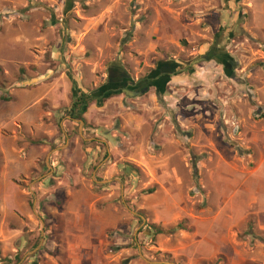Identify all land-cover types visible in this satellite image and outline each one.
<instances>
[{
	"label": "rangeland",
	"instance_id": "1",
	"mask_svg": "<svg viewBox=\"0 0 264 264\" xmlns=\"http://www.w3.org/2000/svg\"><path fill=\"white\" fill-rule=\"evenodd\" d=\"M232 1L0 0V97L11 98L0 101V149L8 151L9 143L44 145L50 153L48 165L54 162L65 169L59 176L79 175L92 191L104 189L106 180H118L114 190L126 192L123 207L137 229L133 258L141 256L148 264L174 262L153 250L156 237L147 227L152 215L140 210L144 202H156V183L151 182L156 180L160 153L156 136H172L188 155L187 200L202 195L199 171L192 163L214 156L212 150L192 147L189 117L203 123L217 117L213 139L218 151L227 149L241 157L246 156L248 136L234 132L235 106L242 111L255 106L250 119H264V107L251 100L246 77L264 69V41L223 25L225 16L232 18L236 12L228 7ZM219 59L234 63L229 76ZM165 63L177 67L141 97L127 98L119 92L92 100L84 110L83 125L68 114L73 84L85 94H96L108 82V72L122 71L137 88ZM256 108L261 119H256ZM69 158L93 159L94 165L77 171L67 163ZM98 165L95 181L103 180L102 184L92 181ZM5 171L8 176L21 175L24 164ZM74 188L84 189L81 183ZM149 189H154L150 195ZM199 209L197 202L194 210ZM144 213L149 221L142 224L136 219H145ZM25 253L18 252L17 264H23Z\"/></svg>",
	"mask_w": 264,
	"mask_h": 264
},
{
	"label": "crops",
	"instance_id": "2",
	"mask_svg": "<svg viewBox=\"0 0 264 264\" xmlns=\"http://www.w3.org/2000/svg\"><path fill=\"white\" fill-rule=\"evenodd\" d=\"M228 7L236 12L232 18L225 16L223 25H233L234 32L256 42L264 41V0H233ZM246 77L251 100L264 107V69ZM24 105L27 110L28 104ZM235 107L238 111L231 113L237 124L234 132L248 136L243 157L227 149L218 151L213 139L217 117L204 123L189 117L192 147L214 152V156L192 163L200 175L199 198L195 195L185 200L191 179L188 155L172 136H156L160 153L156 156V180H151L156 183V202H144L140 210L152 215V224L163 229L187 222L185 229L172 236H156L153 250L170 255L171 264H264V243L257 237H264V119H250L255 106L244 111ZM9 145L8 151L0 149L1 260H11L25 249L20 260L23 264H148L141 256L133 258L137 229L128 208L123 207L126 192L114 190L118 180H106V188L92 191L79 175L59 176L65 169L60 170L54 162L48 165V147ZM66 161L77 171L94 165L93 159ZM22 163L24 173L7 175L8 166L19 168ZM100 170L93 173L94 184L104 182L95 181ZM28 179L25 190L22 184ZM80 183L84 189H73ZM197 202L200 209L195 211ZM144 216L137 215L136 220L142 224L149 221L146 213Z\"/></svg>",
	"mask_w": 264,
	"mask_h": 264
},
{
	"label": "trees",
	"instance_id": "3",
	"mask_svg": "<svg viewBox=\"0 0 264 264\" xmlns=\"http://www.w3.org/2000/svg\"><path fill=\"white\" fill-rule=\"evenodd\" d=\"M219 57H223L224 58V54H221ZM220 60V59H219ZM221 64L225 67L226 69V74L229 76V73L227 72H230V70L233 68V62L231 60H224V61H221ZM174 66V68L170 69H164L163 67L164 66ZM177 66L175 64H162L161 66H159L156 70L152 71V73L145 79V80H152L154 78H156V74L153 75L154 72H158V75L160 72H162L163 70H167L168 72H162L163 75H161L157 80L153 81V82H150L151 86L153 87H156L158 81H161L162 83H164L166 80H167V76H168V73H171ZM229 68V69H228ZM128 81V79H126ZM113 81V80H112ZM112 81H109L107 82L102 88L101 90L98 91V93L96 94H91V93H83L81 92L80 90H78L76 87H75V84L74 85V88L72 90V100H71V104H70V108L68 110V114L70 115L71 119L72 120H77V121H82L83 122V113H84V110L88 107L89 103L92 101V100H98V99H103V98H106V97H110L111 95L115 94V93H119L116 89L115 90H112L110 91V88H112L111 86V82ZM162 85V84H161ZM113 89V88H112ZM128 90H131L132 89H128ZM0 101L2 102H10L11 101V98H4V97H0ZM261 110L258 109L257 111V114L255 115L256 116V119H261L262 118V115L260 114ZM154 191V189H149L146 191L147 194H152ZM249 225V224H248ZM147 227L151 230V233H152V238L158 236V235H164V236H172L174 235L177 231L179 230H183L185 229V227L183 226V224H177L176 226L174 227H170V228H167V229H163L159 226H156V225H153V224H148ZM247 235H249L251 233V229H250V226H248V230H247ZM263 243H264V240L262 239L261 240ZM165 257H167L169 259V261H172L171 259V256L168 255V254H164ZM19 261V259H17V256H15L13 259H0V262L1 263H4V264H11V263H14V264H17Z\"/></svg>",
	"mask_w": 264,
	"mask_h": 264
},
{
	"label": "water",
	"instance_id": "4",
	"mask_svg": "<svg viewBox=\"0 0 264 264\" xmlns=\"http://www.w3.org/2000/svg\"><path fill=\"white\" fill-rule=\"evenodd\" d=\"M198 61L203 62L204 60L203 59H198ZM163 68L164 69H168V68L172 69V68H174V66L173 65L169 66V67L168 66H164ZM155 74L158 75V72L156 71V72L153 73V75H155ZM113 79H118V80L122 81L124 79H128V77L122 71H120L119 73H117V72H113V73L108 72V82H109V80L112 81ZM147 90H148V88L145 87L143 89L135 90V91L122 89L120 92L122 94H124V96H126L127 98H136V97H141L142 95H144L147 92ZM79 123H80V125L83 124L82 122H79Z\"/></svg>",
	"mask_w": 264,
	"mask_h": 264
},
{
	"label": "flooded vegetation",
	"instance_id": "5",
	"mask_svg": "<svg viewBox=\"0 0 264 264\" xmlns=\"http://www.w3.org/2000/svg\"><path fill=\"white\" fill-rule=\"evenodd\" d=\"M162 72H168L167 70H163ZM162 72H160L159 73V75H156V78H154V79H150V80H145L144 82V85H142V86H140V87H137V88H134V87H131L130 85H129V83L131 82L129 79H128V81L126 80V79H124V80H122V81H120V80H118V79H113V81L111 82L112 84H111V86H112V88H110V91H112V90H117L118 92H120L122 89H132V91H135V90H140V89H143V88H145V87H147V88H151L152 86L150 85L151 83L150 82H153V81H155V80H157L161 75H163V73Z\"/></svg>",
	"mask_w": 264,
	"mask_h": 264
}]
</instances>
